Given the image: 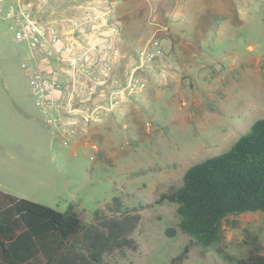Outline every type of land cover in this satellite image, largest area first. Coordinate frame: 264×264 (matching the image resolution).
Segmentation results:
<instances>
[{
	"label": "rangeland",
	"instance_id": "1",
	"mask_svg": "<svg viewBox=\"0 0 264 264\" xmlns=\"http://www.w3.org/2000/svg\"><path fill=\"white\" fill-rule=\"evenodd\" d=\"M115 19L126 55L118 79L154 38L165 55L139 71L140 95L66 138L44 123L22 67L30 49L0 17V191L74 211L86 225L121 198L141 216L138 249L115 251L104 264H236L257 249L264 255L262 212L227 217L219 241L204 248L178 229L176 204L157 203L189 167L228 151L264 119V0H116ZM154 22L169 32L154 36ZM186 246V259L173 262Z\"/></svg>",
	"mask_w": 264,
	"mask_h": 264
},
{
	"label": "trees",
	"instance_id": "2",
	"mask_svg": "<svg viewBox=\"0 0 264 264\" xmlns=\"http://www.w3.org/2000/svg\"><path fill=\"white\" fill-rule=\"evenodd\" d=\"M177 205L178 229L208 248L221 236L224 219L264 213V119L256 120L226 152L194 164L182 185L162 194L159 203ZM94 222L84 224L74 211L59 212L45 205L0 191V264H104L107 255L137 250L132 235L140 214H131L115 197ZM175 229H168L173 237ZM186 246L173 262L186 259ZM236 264H264L259 249Z\"/></svg>",
	"mask_w": 264,
	"mask_h": 264
},
{
	"label": "built area",
	"instance_id": "3",
	"mask_svg": "<svg viewBox=\"0 0 264 264\" xmlns=\"http://www.w3.org/2000/svg\"><path fill=\"white\" fill-rule=\"evenodd\" d=\"M48 2V0H47ZM46 2V3H47ZM76 15H43L27 0H0V17L10 23L18 42L31 52L23 63L31 93L63 137L88 131L113 115L117 105L140 95L145 82L139 71L165 55L160 39L138 51L136 67L118 79L122 53L121 27L115 19L114 0H87ZM155 32L167 34L170 26L154 22ZM51 112L56 117L51 116ZM66 143V142H65Z\"/></svg>",
	"mask_w": 264,
	"mask_h": 264
},
{
	"label": "crops",
	"instance_id": "4",
	"mask_svg": "<svg viewBox=\"0 0 264 264\" xmlns=\"http://www.w3.org/2000/svg\"><path fill=\"white\" fill-rule=\"evenodd\" d=\"M27 1L35 9H41V11L43 12V15L49 16V13L54 11L55 14L53 15V18H55L56 16L57 17H63V16L79 14L81 12L80 8L84 5L85 1H87V0H48V2H47V0H27ZM114 1L116 2V0H114ZM30 60H31V52H30ZM23 63H22V67H23ZM34 99L36 100V98H34ZM36 102H37V100H36ZM37 105L41 110L44 123L47 126L55 128L51 123H48L47 117L43 113V109L38 104V102H37ZM52 117H56L53 112H51L50 118H52ZM56 131L58 132L57 129H56Z\"/></svg>",
	"mask_w": 264,
	"mask_h": 264
}]
</instances>
